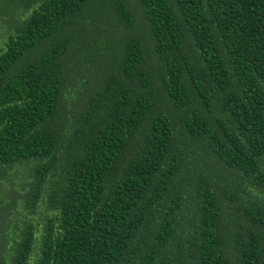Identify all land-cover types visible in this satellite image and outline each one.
<instances>
[{
	"label": "trees",
	"instance_id": "16d2710c",
	"mask_svg": "<svg viewBox=\"0 0 264 264\" xmlns=\"http://www.w3.org/2000/svg\"><path fill=\"white\" fill-rule=\"evenodd\" d=\"M0 264H264V0H0Z\"/></svg>",
	"mask_w": 264,
	"mask_h": 264
}]
</instances>
